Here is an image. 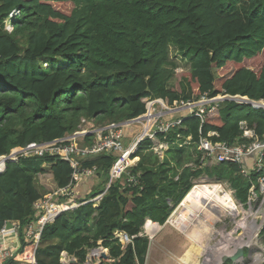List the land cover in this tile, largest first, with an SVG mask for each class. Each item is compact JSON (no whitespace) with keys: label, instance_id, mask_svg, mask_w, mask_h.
Segmentation results:
<instances>
[{"label":"trees","instance_id":"16d2710c","mask_svg":"<svg viewBox=\"0 0 264 264\" xmlns=\"http://www.w3.org/2000/svg\"><path fill=\"white\" fill-rule=\"evenodd\" d=\"M171 46L190 69L176 71ZM219 94L264 100V0H0V155L73 134L82 119L94 128L135 119L148 98L172 105ZM181 117L170 132L140 142L130 169L136 183L125 174L98 206L82 204L44 226L37 264H64L63 252L83 264L98 247L108 250L110 264H144L146 218L165 224L202 175L247 201L264 175V155L262 169L245 177L239 163L204 164L197 146L210 132L217 133L214 142H249L242 123L264 141V109L224 100L203 121L186 112ZM134 125L126 136L138 132ZM78 139L93 144L95 135ZM164 141L169 147L161 159L153 147ZM115 159L101 154L82 163L98 169L90 197L105 190ZM72 174L68 161L49 154L9 162L0 174V231L18 221L23 249L31 241L28 226L39 217L35 203L48 190L67 187ZM116 231L133 242L124 246Z\"/></svg>","mask_w":264,"mask_h":264},{"label":"built area","instance_id":"2783aa9c","mask_svg":"<svg viewBox=\"0 0 264 264\" xmlns=\"http://www.w3.org/2000/svg\"><path fill=\"white\" fill-rule=\"evenodd\" d=\"M18 13V11H16ZM224 100H234L241 104H250L255 109H264V100H252L247 96L219 94L215 97L203 96L198 101H175L172 105L167 104L162 98L153 97L146 100V112L135 118L140 119L139 122H119L111 123L105 127H92L86 119L82 120L79 129L73 134L62 138H57L53 141L37 143L33 142L26 146L13 147L8 153L0 155V174L3 173L9 162H17L22 157L44 156L46 154L58 156L60 159L68 161L73 167L72 182L65 188H60L54 192H47L35 205V212L39 216L38 219L28 226L27 235L30 238V243L23 249L21 248H0V264H5L7 260L12 259L21 264H37V249L40 243L41 233L44 226L54 221L62 213L74 210L82 204L100 202L107 192L113 181L123 178L128 174V183H136L135 175H132L130 169L137 165L139 157L134 156L141 141L146 138L153 137L158 133H168L182 122L181 117L184 112L195 114L201 117L202 121L206 110L213 111L216 106ZM261 102V104H257ZM160 106L157 111L156 106ZM180 112V113H178ZM175 114H182L174 118ZM147 117H151L152 123L149 129L145 132V127L139 139L125 146L123 139L126 138V127L144 122ZM134 120V119H132ZM244 128L243 137L248 138L249 142L237 144H229L226 142H214L211 137L217 135L216 132L208 133V136H201L197 149L201 152L202 162L206 163H221L232 162L242 164L241 174L248 176L251 170L260 171L263 167L262 157L264 155V141L258 138L254 130L247 126ZM95 135L93 144L82 143L79 137L87 135ZM191 137H187L184 144H190ZM168 144L164 141L156 144L153 147L154 152L161 153ZM101 154H115L116 159L109 169V182L106 190L96 195L81 200L71 199L72 189L77 186L78 182L83 177L95 176L98 172L96 166L84 167L82 163L93 156ZM252 158V159H251ZM250 160L253 162V167H249ZM259 188L264 193V175L260 176ZM201 183V182H199ZM200 184H195L191 189H195ZM255 188V186H253ZM252 187V188H253ZM251 188V189H252ZM250 189V190H251ZM231 194L235 199L234 192ZM253 200V198H249ZM236 208L240 205L237 200ZM250 202V201H249ZM184 200L180 203L182 205ZM242 207V206H241ZM9 230L4 227L1 230L2 234H6ZM115 238L118 239L124 246L133 242V238L123 231H116Z\"/></svg>","mask_w":264,"mask_h":264},{"label":"rangeland","instance_id":"374dc122","mask_svg":"<svg viewBox=\"0 0 264 264\" xmlns=\"http://www.w3.org/2000/svg\"><path fill=\"white\" fill-rule=\"evenodd\" d=\"M9 27H11V26H9ZM169 59H170V61H173L177 64L178 67H177L176 71L188 70L191 67L190 61L183 58L175 46L170 47ZM156 108H157V111H159L161 109L160 106H158V105L156 106ZM178 113H180V112H178ZM179 115L180 114H175L174 118L179 117ZM135 124L136 125H134V127L139 129L138 132L135 133L137 135L134 137L126 136V138L123 139V143L125 146L129 145L131 142L137 141L139 139V136H141V133L144 131L143 130V128H144L143 124H141V123H135ZM129 127H131V126H129ZM199 179H201V178H198V180L194 182V185L195 184L201 185L204 183V184H207L211 187L212 185H219L220 184L219 186H220L221 191L229 189V190H232L234 192V190L231 189V187L227 183H219V182H216L215 179H211V178L206 179V181H204V182L200 181L201 183H199ZM210 183H211V185H210ZM194 185H193V187H194ZM85 191H88V186L86 187ZM220 194H222V193H220ZM234 196H235V192H234ZM251 197L253 198V200L249 199ZM235 200H237L236 196H235ZM237 202L242 206L243 210H245V211H252L253 210L254 212L257 213V218L255 219V225L256 226L260 225L259 228H261L259 233H258V236L255 238L254 245L249 243V244H245V246H243L245 249V257H244L243 261L238 262V264H242V263L243 264H255V263L259 264L260 261L255 262L258 259V255L261 256L262 258H264V193L261 192L259 186L257 189H256V187L255 188L253 187L250 190V194H249L248 199L245 203H243L239 200H237ZM213 204L214 203L212 201H209V199H207L205 201V205H207L209 208H212L210 211L211 215L215 214L216 219H218V221L217 220L212 221L208 218L206 219V216L204 215V213L199 212V213H196L197 215H195V217H193V218L189 219L190 216L186 217L188 221L186 220L187 226L184 228H181L175 224L176 218L179 216V213L181 214V211L184 210L183 209L184 207L179 205L172 212L167 223L165 224L166 226H165L164 232H166V233L161 234V236L158 238V240L157 239L155 240L156 241L155 246L157 247L158 251L162 255H164V254L169 255L171 264H187L184 260V256L186 254L185 252L193 244H195L193 238L188 236L187 232H188L189 228H191L190 222H192L193 219L199 220L200 218H201V220H205V221L208 220L207 224H209V227L211 229V234L207 235V237H209V239H210V246H209L208 250L206 251L205 255L204 256L202 255L199 257L201 264H231L230 261H227L225 263L222 262V256H223L222 254L224 252H232V251L235 252L236 251L235 249L237 246H235L233 244L230 246L228 251H219V249H218L219 246H217V245L221 240H225L226 237L228 236V233L232 232L236 228L237 221L241 220L243 218V215L239 214V215H237L236 218H233L231 215H227V216L222 217L221 215L223 213V209L220 207H213L214 206ZM185 206L187 207L186 204H185ZM199 215H201V216H199ZM217 216L222 217V220L220 218H218ZM245 219H246V221L249 222V217L247 215L245 216ZM251 224L253 226L254 222L252 221ZM249 228L250 229L245 230V229L238 227L234 233V237L235 238L236 237H238V238L242 237V238H245L246 240H249L251 238V232H248V231L251 230V227H249ZM224 236H226V237H224ZM181 241L183 243L184 242H186V243L184 244V247H183L184 251H182V253H181L182 255L181 254L178 255L177 249L180 247ZM208 252L210 254H208ZM194 253L196 254V249H194ZM206 257H209L210 259L206 261ZM262 263L264 264V262H262Z\"/></svg>","mask_w":264,"mask_h":264},{"label":"bare ground","instance_id":"6f19581e","mask_svg":"<svg viewBox=\"0 0 264 264\" xmlns=\"http://www.w3.org/2000/svg\"><path fill=\"white\" fill-rule=\"evenodd\" d=\"M257 104H261V102H258ZM151 123H152L151 117H147L146 121L144 122L145 132L149 129V127L151 126ZM219 185H212L210 187L209 185L203 183L199 185L198 187H196L195 189H193L192 191H190L186 195L184 203L181 205L182 207H184L183 208L184 210L181 211V214L179 213L178 217L176 216L177 218L175 220V224L181 228H184L187 226L186 217L190 216L189 219L193 218L195 217V215H197L196 213H199V212H203L204 215L206 216V219L208 218L212 221H216V220L218 221V219H216V215L215 214L211 215L210 213L212 208H209L207 205H205V201L209 199V201H212L214 203L213 207H220L223 209V213L221 215L222 217L231 215L233 218H236L237 215L239 214L243 215V218L237 221L236 228L232 232L228 233V236L226 235L227 237L224 236L226 237V239L224 238L225 240H221L218 243L217 246H219L218 248L219 251H228L230 246L233 244L237 246L235 250H238L239 247L245 246V244L251 243L252 245H254L255 238L258 236V233L261 229L259 228L260 225L259 226L255 225V219L257 218V213L254 212L252 209H251L252 211H245L243 210L241 205H239L238 208H236V201L234 197L232 196L231 191L229 189L221 191ZM185 204L187 205V207L185 206ZM246 215L249 217V222L246 221L245 219ZM217 217L222 220V217H219V216ZM207 221L201 220L200 218L199 220L193 219L192 222H190L191 228H189L187 234L193 238L195 244H193L185 252L186 254L184 256V260L189 264L191 263L201 264L199 257L202 255L204 256L210 246V239L209 237H207V235L211 234V229L209 227V224H207ZM252 221L254 222L253 226L251 224ZM238 227L245 229V230H248L250 229L249 227H251V230L248 231V232H251V238L249 240H246L245 238H242V237L235 238L234 233ZM156 228L157 226H155V224H152V222H150L147 225L146 230L151 234L155 231ZM194 249H196V254L194 253ZM231 253H233V251L224 252L222 255L231 254ZM208 254L210 253L208 252ZM209 259H210L209 257H206V261ZM258 261H260L259 264H263L262 262H264V258L258 255V259L255 262H258Z\"/></svg>","mask_w":264,"mask_h":264},{"label":"crops","instance_id":"0c3cea01","mask_svg":"<svg viewBox=\"0 0 264 264\" xmlns=\"http://www.w3.org/2000/svg\"><path fill=\"white\" fill-rule=\"evenodd\" d=\"M242 126L245 127L246 126L245 123H242ZM128 127H126V128H128ZM128 134H130V133L128 132ZM136 135L137 134L134 135V133H133L131 136L134 137ZM168 147H169V144L165 147L164 150L161 151V153L160 152L156 153V152H154V150H153V152L155 154L159 155L161 159H163L165 150H167ZM201 158H202V156H201ZM201 162H202V160H201ZM198 178H201V179H199V182L200 181L204 182L209 177L207 175H202V176H200ZM198 178L193 180V184H194L195 181L198 180ZM99 182H100V178L98 177V172H97V174L95 176L81 178L80 181L78 182L77 186H75L72 189V193H71V196H70L71 199L78 201V200H82V199H85V198H89L90 195H92V193H91L92 191L91 190H92L93 186H96V184H98ZM87 186H88V191H85ZM105 190H106V188H105ZM48 192H49V190H48ZM183 200H185V198ZM99 203L100 202L95 203L94 206L95 207L98 206ZM150 222H152V224H155V226H157L155 231L153 233H151V234L146 230V227H147V225ZM11 224L13 225V227L12 228H7L9 231L6 234H2L1 231H0V248H6V247H8V248H20L21 242H20V237H19V227H20L19 226V222L18 221H12ZM165 224L160 225L159 223L153 222L149 218H146V222H145V224L143 226V231L140 234L141 236L145 235V236L149 237V239H150V244H149V248H148V252H147L144 264H171L170 263V256L166 255V254L162 255L158 251L157 247L155 246V243H156L155 240L156 239L158 240V238L161 236V234L166 233V232H164L165 226H166ZM185 243L186 242L183 243L181 241L180 247L177 249L178 250V255H180L182 253V251H184L183 247H184ZM125 246H127V245H125ZM103 253H108V255H109L108 250L103 248V247H98V248H95V249H91L89 251L87 261L85 263H83V264H101V263L102 264L103 263L110 264L113 261V259H111L110 255H109L108 258H104L102 256ZM61 261L64 264H79L75 257L69 256L66 252L62 253Z\"/></svg>","mask_w":264,"mask_h":264},{"label":"water","instance_id":"95a60500","mask_svg":"<svg viewBox=\"0 0 264 264\" xmlns=\"http://www.w3.org/2000/svg\"><path fill=\"white\" fill-rule=\"evenodd\" d=\"M140 119H134V120H130L128 122H139ZM13 225L11 223H8L6 225V228H12ZM102 256L104 258H108L109 255L108 253H103ZM245 257V249L244 247H239L238 250H236L235 252L231 253V254H224L222 256V262L225 263L227 261H230L231 264H238L239 261L243 260Z\"/></svg>","mask_w":264,"mask_h":264},{"label":"flooded vegetation","instance_id":"af4514ba","mask_svg":"<svg viewBox=\"0 0 264 264\" xmlns=\"http://www.w3.org/2000/svg\"><path fill=\"white\" fill-rule=\"evenodd\" d=\"M241 261H243V260H241ZM241 261H239V262H241Z\"/></svg>","mask_w":264,"mask_h":264}]
</instances>
